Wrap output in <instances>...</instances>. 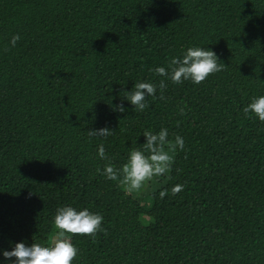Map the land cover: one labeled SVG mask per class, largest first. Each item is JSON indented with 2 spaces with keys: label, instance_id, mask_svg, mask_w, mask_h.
I'll use <instances>...</instances> for the list:
<instances>
[{
  "label": "trees",
  "instance_id": "16d2710c",
  "mask_svg": "<svg viewBox=\"0 0 264 264\" xmlns=\"http://www.w3.org/2000/svg\"><path fill=\"white\" fill-rule=\"evenodd\" d=\"M193 45L222 70L161 92L152 69ZM139 80L157 85L143 111L123 99ZM260 94L264 0H0V249L50 242L72 204L104 217L73 264H264V122L243 112ZM161 127L185 147L148 204L97 169Z\"/></svg>",
  "mask_w": 264,
  "mask_h": 264
},
{
  "label": "clouds",
  "instance_id": "9594fccd",
  "mask_svg": "<svg viewBox=\"0 0 264 264\" xmlns=\"http://www.w3.org/2000/svg\"><path fill=\"white\" fill-rule=\"evenodd\" d=\"M19 35L11 38L14 47L19 40ZM218 54L210 47L189 46L179 56H173L167 67L158 65L152 71L155 75L163 77L159 82L161 92L166 87L165 80L173 84H181L190 81L199 84L210 74L222 70ZM157 85L151 81H136L130 91H125L123 97L134 106L136 110L143 111L146 106V97L155 96ZM113 111L125 112L127 109L121 104L113 105ZM243 112L252 118L264 122V94L251 98L250 102L243 108ZM88 137H108L111 129L107 126L101 128H90ZM144 137L140 147L132 148L127 155V160L119 167L112 163H106L102 169L97 171L109 181L117 182L126 191L141 190L147 182L154 177L165 176L172 165L173 153L183 150L185 140L183 136L175 135L174 141L169 140V130L161 127L158 132L145 129ZM97 156L101 160H107L104 145L97 146ZM182 185H174L171 193L174 195L181 191ZM167 190H161L160 198H164ZM104 217L90 210L88 207H78L65 204L57 207L53 216L55 234L50 242L25 240L18 241L10 249H0V264H73L78 256L79 249L73 243L74 235H92L102 230Z\"/></svg>",
  "mask_w": 264,
  "mask_h": 264
},
{
  "label": "rangeland",
  "instance_id": "374dc122",
  "mask_svg": "<svg viewBox=\"0 0 264 264\" xmlns=\"http://www.w3.org/2000/svg\"><path fill=\"white\" fill-rule=\"evenodd\" d=\"M175 156H176V151L173 153V162L175 160ZM170 171H171V167H170L169 172L165 176L154 177L151 181L147 182L146 185L141 190L132 191V192L127 191V192L133 194V196L138 198L141 202H147L148 204H150V200H148L147 197L150 194H152L154 191H156L157 189H159L160 187L166 184ZM143 221L144 223L148 224L151 220L149 216L144 215Z\"/></svg>",
  "mask_w": 264,
  "mask_h": 264
}]
</instances>
